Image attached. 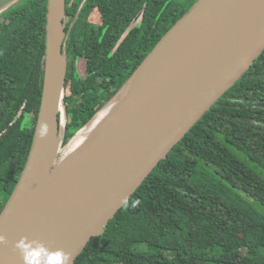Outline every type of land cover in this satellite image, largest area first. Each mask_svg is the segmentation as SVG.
Segmentation results:
<instances>
[{"label": "trees", "instance_id": "trees-1", "mask_svg": "<svg viewBox=\"0 0 264 264\" xmlns=\"http://www.w3.org/2000/svg\"><path fill=\"white\" fill-rule=\"evenodd\" d=\"M196 1L73 0L66 13L79 18L65 28L63 144ZM93 8L101 14L100 27L86 23ZM46 12L47 0H22L0 15V212L33 137ZM77 57L85 60L84 76ZM140 244L145 248H134ZM73 264H264V51Z\"/></svg>", "mask_w": 264, "mask_h": 264}, {"label": "water", "instance_id": "water-1", "mask_svg": "<svg viewBox=\"0 0 264 264\" xmlns=\"http://www.w3.org/2000/svg\"><path fill=\"white\" fill-rule=\"evenodd\" d=\"M20 1L0 0V15ZM67 19L66 0H47L39 110L25 165L0 212V264H73L264 51V0H197L63 144ZM114 100L87 139L60 159Z\"/></svg>", "mask_w": 264, "mask_h": 264}, {"label": "bare ground", "instance_id": "bare-ground-1", "mask_svg": "<svg viewBox=\"0 0 264 264\" xmlns=\"http://www.w3.org/2000/svg\"><path fill=\"white\" fill-rule=\"evenodd\" d=\"M116 100L106 105L102 110H100L95 117L91 120V122L82 128L77 135L71 140V142L67 145L65 150L60 154V159L71 153L74 149L80 146L90 135L92 130L98 125V123L104 118V116L112 109Z\"/></svg>", "mask_w": 264, "mask_h": 264}, {"label": "flooded vegetation", "instance_id": "flooded-vegetation-1", "mask_svg": "<svg viewBox=\"0 0 264 264\" xmlns=\"http://www.w3.org/2000/svg\"><path fill=\"white\" fill-rule=\"evenodd\" d=\"M72 5H73V0H70L68 3H66V8L68 9V11H70V8L72 7ZM93 11H96L98 14H99V22L98 23H95V22H89L88 21V18H89V16H90V14L93 12ZM66 15H67V17H68V19H67V22L65 23V28H67L68 27V30H70V28L73 26V24H74V21L77 19V18H79V16H78V13H75V15H74V17H72V13H66ZM80 15V14H79ZM86 23H91L92 25H95L96 27H100V26H102V24H103V20H102V18H101V14H100V12L98 11V9L97 8H93L92 10H91V12L87 15V18H86ZM66 31L65 30V32H66V34H67V38H68V32L69 31ZM66 41H67V39H66ZM65 47H66V45H65ZM66 49V48H65ZM78 59H81V58H79V57H77ZM84 60V59H83ZM85 61V60H84ZM77 63V59H76V61H75V64ZM85 67H86V64H85ZM0 201H1V198H0Z\"/></svg>", "mask_w": 264, "mask_h": 264}, {"label": "rangeland", "instance_id": "rangeland-1", "mask_svg": "<svg viewBox=\"0 0 264 264\" xmlns=\"http://www.w3.org/2000/svg\"><path fill=\"white\" fill-rule=\"evenodd\" d=\"M88 21L92 22V23L93 22L98 23L99 22V14L96 11H93L89 16ZM76 65H77V69H78L80 75L84 76V74H85V61L83 59H77ZM134 248L141 250V249H144L145 246L143 244H140V245H136Z\"/></svg>", "mask_w": 264, "mask_h": 264}]
</instances>
